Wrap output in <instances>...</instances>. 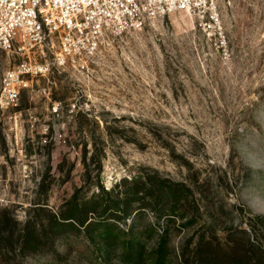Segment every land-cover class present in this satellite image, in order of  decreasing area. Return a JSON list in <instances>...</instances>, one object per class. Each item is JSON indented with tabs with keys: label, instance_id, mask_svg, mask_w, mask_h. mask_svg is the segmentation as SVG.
<instances>
[{
	"label": "rangeland",
	"instance_id": "rangeland-1",
	"mask_svg": "<svg viewBox=\"0 0 264 264\" xmlns=\"http://www.w3.org/2000/svg\"><path fill=\"white\" fill-rule=\"evenodd\" d=\"M216 1V27L156 17L109 34L90 69L52 68L16 106L0 104V214L14 229L138 177L137 215L103 217L144 261L168 231L165 264H264V0ZM20 59L0 48V84ZM146 181L178 185L174 208L153 204ZM97 247L70 232L0 264L122 261L121 243L109 259Z\"/></svg>",
	"mask_w": 264,
	"mask_h": 264
},
{
	"label": "built area",
	"instance_id": "built-area-1",
	"mask_svg": "<svg viewBox=\"0 0 264 264\" xmlns=\"http://www.w3.org/2000/svg\"><path fill=\"white\" fill-rule=\"evenodd\" d=\"M217 9L216 0H0V48L21 56L2 76L0 104L16 106L21 91L52 68L90 69L109 34L178 11L213 28Z\"/></svg>",
	"mask_w": 264,
	"mask_h": 264
},
{
	"label": "trees",
	"instance_id": "trees-1",
	"mask_svg": "<svg viewBox=\"0 0 264 264\" xmlns=\"http://www.w3.org/2000/svg\"><path fill=\"white\" fill-rule=\"evenodd\" d=\"M151 180V179H150ZM151 185L145 189L146 194L151 193L150 188H156L151 193L152 203L156 206L168 205L174 208L179 197L180 189L178 185L171 186L159 182L146 181ZM158 184V183H157ZM123 190L101 189L92 197L77 201L75 197L67 204V211L59 214L51 213L45 223H40L36 217L29 215L21 228L16 230L11 226V222L3 213L0 214V262L7 259L10 250L19 252L22 255L35 254L43 251L44 246L53 247L57 237L66 233H85L97 244V249L104 258H110L117 243L123 245V256L120 264H165L166 256L164 248L168 239L166 231L159 239L149 261H144L142 247L136 237H127L115 224L108 223L111 216H106L107 210L114 212L112 215L119 220L125 216H134L138 212L130 206V197L138 195L143 190L144 185L140 183L138 177L131 179L124 178L122 181ZM113 199V202H106L105 198ZM34 214L45 211L43 206L35 207ZM101 210V211H97ZM97 213L98 217L92 219V215ZM91 213V214H90ZM123 217H121V216ZM14 222H16L14 220ZM83 227V228H82ZM83 230V231H82ZM126 260V261H125Z\"/></svg>",
	"mask_w": 264,
	"mask_h": 264
}]
</instances>
